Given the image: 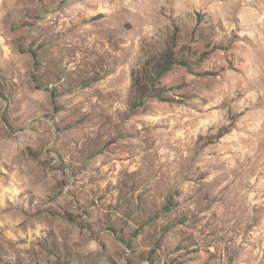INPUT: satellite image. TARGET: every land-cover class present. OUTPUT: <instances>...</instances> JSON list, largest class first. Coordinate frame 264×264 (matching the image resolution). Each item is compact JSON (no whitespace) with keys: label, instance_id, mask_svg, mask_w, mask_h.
Segmentation results:
<instances>
[{"label":"rangeland","instance_id":"rangeland-1","mask_svg":"<svg viewBox=\"0 0 264 264\" xmlns=\"http://www.w3.org/2000/svg\"><path fill=\"white\" fill-rule=\"evenodd\" d=\"M0 264H264V0H0Z\"/></svg>","mask_w":264,"mask_h":264},{"label":"trees","instance_id":"trees-1","mask_svg":"<svg viewBox=\"0 0 264 264\" xmlns=\"http://www.w3.org/2000/svg\"><path fill=\"white\" fill-rule=\"evenodd\" d=\"M139 93H140L141 95H143V91H142V90H139Z\"/></svg>","mask_w":264,"mask_h":264}]
</instances>
